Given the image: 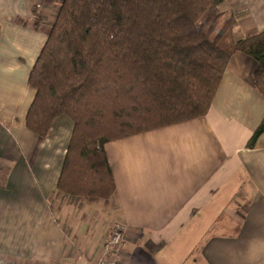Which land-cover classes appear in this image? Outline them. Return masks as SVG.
<instances>
[{"label": "crops", "instance_id": "1", "mask_svg": "<svg viewBox=\"0 0 264 264\" xmlns=\"http://www.w3.org/2000/svg\"><path fill=\"white\" fill-rule=\"evenodd\" d=\"M60 0H0V260L93 264L113 225L125 227L119 264H264V118L256 63L237 52L201 118L105 143L114 193L57 189L72 122L39 139L25 125L30 71ZM238 13L237 37L264 33V0ZM8 163V165H7Z\"/></svg>", "mask_w": 264, "mask_h": 264}, {"label": "trees", "instance_id": "2", "mask_svg": "<svg viewBox=\"0 0 264 264\" xmlns=\"http://www.w3.org/2000/svg\"><path fill=\"white\" fill-rule=\"evenodd\" d=\"M224 1L60 0L29 74L25 118L39 139L56 118L72 122L60 192L110 198L104 144L206 115L237 52L256 63L264 97V33L237 37L238 13H222ZM262 133L264 118L248 146Z\"/></svg>", "mask_w": 264, "mask_h": 264}, {"label": "built area", "instance_id": "3", "mask_svg": "<svg viewBox=\"0 0 264 264\" xmlns=\"http://www.w3.org/2000/svg\"><path fill=\"white\" fill-rule=\"evenodd\" d=\"M125 227L121 224L112 226L109 236L102 245L98 260L93 264H119L118 257L125 248ZM0 264H8L0 260ZM48 264H60L50 262Z\"/></svg>", "mask_w": 264, "mask_h": 264}, {"label": "rangeland", "instance_id": "4", "mask_svg": "<svg viewBox=\"0 0 264 264\" xmlns=\"http://www.w3.org/2000/svg\"><path fill=\"white\" fill-rule=\"evenodd\" d=\"M232 1L234 2V0H225L224 2L227 3V4H229Z\"/></svg>", "mask_w": 264, "mask_h": 264}]
</instances>
